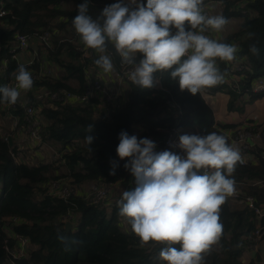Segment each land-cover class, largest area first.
<instances>
[{
  "label": "trees",
  "instance_id": "16d2710c",
  "mask_svg": "<svg viewBox=\"0 0 264 264\" xmlns=\"http://www.w3.org/2000/svg\"><path fill=\"white\" fill-rule=\"evenodd\" d=\"M1 1L9 13L0 17L6 23L3 27L6 30L0 36V86L15 80L18 65L24 64L7 53L14 45L15 33L30 35L28 51H35L37 56L31 63L24 64L27 70H36L39 60L45 59L52 65L53 73L34 81L30 91H22V98L37 108L42 124L41 139L60 156L51 160L48 153L43 161L25 162L12 156L15 148L11 150L9 141L3 139L0 131V264H10L5 247L16 243L15 238L9 236L10 232L28 240L23 255L13 258V264H167L159 258L164 244L141 245L132 228L124 227L125 217L119 214L118 204L109 208L94 204L82 195V189L86 184L114 183L121 176H128L130 170L124 165L129 158L122 160L116 152L122 130L138 139H151L157 143L156 151L159 152L170 150L164 145V139L177 122L178 127L194 129L196 135L212 132L223 135L229 145L231 139L226 130H234L237 124L216 123L203 94L181 91L178 79L171 77L172 69L154 73L151 88H142L126 80L118 103L99 97L86 102L36 99L38 89L64 88L82 94L88 72L103 71L95 64L99 54L94 52L82 58L74 40L76 31L72 19L77 15V6L84 0ZM137 1L147 3V0ZM116 2L118 0H88L89 14L96 18L105 6ZM122 2L130 8L135 7L125 0ZM216 13L228 22L233 18L242 19L236 29L216 39L236 45V58L231 62L217 60V65L225 80L242 62L245 68L239 84L242 91L250 95L245 100L225 82L205 91L210 94L226 91L230 95L227 109L243 112L247 103L264 96V91L253 93L250 90L252 80L264 75V0H222ZM175 31L173 28L172 33ZM45 32L50 36L47 44L40 39ZM249 33H254L253 38H249ZM253 43L260 50L258 56L249 51ZM109 54L118 74L122 67L129 66L121 63L111 45ZM9 114L23 122L22 105L0 102V116ZM89 125H92L90 132ZM260 126L264 127V120L255 128ZM86 136L94 138L89 145ZM248 146V152L255 159L236 166L232 178L241 195L236 199L228 197L221 206L219 216L223 233L220 241L205 254L203 264H260L258 254L248 262L241 260V255L253 242L249 236L256 224L253 208L245 202V197L252 196L256 204H264V147ZM36 147L41 151L45 148ZM61 170L64 173H60ZM113 171L114 175L110 174ZM56 179L68 182L71 190L66 197L48 193V184ZM133 179L136 184L135 177ZM255 181L260 184H253ZM67 214L73 216L70 220L73 226L69 230H65V222L60 220ZM9 217H17L18 221L8 224ZM59 237L66 239L62 242Z\"/></svg>",
  "mask_w": 264,
  "mask_h": 264
},
{
  "label": "clouds",
  "instance_id": "9594fccd",
  "mask_svg": "<svg viewBox=\"0 0 264 264\" xmlns=\"http://www.w3.org/2000/svg\"><path fill=\"white\" fill-rule=\"evenodd\" d=\"M130 3L135 7L118 0L93 18L88 0H84L72 19L83 44L99 54L95 64L104 72L114 69L109 54L111 45L121 63L132 66L131 82L142 88L153 87L154 73L169 69L171 77L178 79L180 90L192 95L224 82L217 60L233 61L238 48L204 33L209 29L223 31L227 18L206 15L204 0ZM253 36L249 33L250 39ZM249 51L258 56L260 50L253 43ZM15 80V87L0 86V102L15 104L21 90L28 92L34 84L24 64L18 65ZM91 130L89 125L88 131ZM118 138L117 155L122 160L129 158L124 167L136 182L133 190L122 193L119 214L127 218L141 245H165L159 258L167 264H203L205 254L223 233L219 213L235 192L232 175L237 164L243 162L239 148L215 132L180 135L175 146L183 150L184 156L170 150L157 152L154 141L138 139L124 130ZM85 139L89 145L94 138ZM110 174L114 175V171ZM59 239L63 242L66 238Z\"/></svg>",
  "mask_w": 264,
  "mask_h": 264
},
{
  "label": "built area",
  "instance_id": "2783aa9c",
  "mask_svg": "<svg viewBox=\"0 0 264 264\" xmlns=\"http://www.w3.org/2000/svg\"><path fill=\"white\" fill-rule=\"evenodd\" d=\"M128 4L130 3V0H125ZM222 3V0H205L204 1V13L208 16H211V8L213 6H216L218 8L219 4ZM133 5V4H131ZM243 4H241L242 6ZM9 11L4 7L3 1L0 0V17H3L7 15ZM6 23L3 20H0V29H2ZM211 29L207 30L204 35L211 37L210 34ZM14 45L8 49V52L12 58L18 59V55H23L27 52L28 47L31 43V37L28 34L16 32L14 36ZM41 41L43 43H49L50 36L48 32H45L40 37ZM74 40L78 43V50L81 53L82 58H88L94 54V50L87 48L80 38V36L77 34L74 36ZM81 41V42H80ZM36 52L33 53L32 58L29 60L24 61V64L31 63L33 58L36 57ZM243 61V59H242ZM245 68V65L241 62L235 66V70H231L229 72V76L225 78L224 82L225 84L232 90H235L237 93H239L245 100L249 98V93L247 91H242L240 88V79L242 77V70ZM132 66H124L120 69V80L121 85H111L103 79L104 73L102 71H98L95 73L88 72L87 78L88 82L84 89V92L82 94L78 92H71L64 88H58L55 90H44V89H38L35 91V97L36 99H48V100H54V101H63V102H86L87 100L99 97L101 99H105L106 101H110L113 103L121 102L122 94L126 88V80L129 79V73L132 71ZM33 77V80H39L43 76L51 75L53 73L52 65L49 64L45 59H40L38 68L36 70H28ZM234 71L238 72L236 74ZM104 83L106 85H104ZM17 84L16 80H13L9 83H7L8 87H15ZM109 84V85H108ZM164 90V89H161ZM250 90L253 93H259L264 91V75H260L255 77L250 86ZM22 91L21 95L16 102L17 104H20L23 106V119L26 125H23L22 127H17V117L15 115L9 114L11 121H12V128L8 132H2L3 139L9 141V144L14 145L13 147L15 150L11 151V154L13 157L19 158L21 153L26 152V149H34L37 145H40L42 147H45L47 150H49V156L51 160H55L60 155L59 153L42 141L41 137V119L38 115V110L33 105L27 104L23 98H22ZM204 99H206L207 95H210L209 92H206L203 90L202 92ZM8 115V116H9ZM2 117V116H0ZM251 116H248L244 118L245 124L239 125L237 121H235V124H237V127L234 130H226V133L229 135L231 139V146L237 147L240 150L243 162L240 164H244L250 160H254L255 157L248 152V144H258L256 140L264 137V127L260 126L255 128V126L258 123L261 122H254V120H251ZM216 122V121H215ZM217 123V122H216ZM178 122L172 127L171 131L164 139V145L168 147L172 152L177 153L181 156H184L185 153L180 148L176 147L175 145L179 142V136L184 134L179 127L177 126ZM15 129V130H14ZM13 138V140H12ZM21 141V142H20ZM252 141V142H250ZM262 147H264V143L258 144ZM13 149V148H12ZM157 150V143L155 151ZM32 153V152H31ZM34 153V151H33ZM263 162H264V154L262 156ZM130 171H128L127 177H121L117 182L114 183H93L89 185V188L87 190H84V194H82L85 198L90 199L92 203L101 205L102 207L109 208L112 204L116 203L118 204V201H120L122 197V193L124 191L133 190L136 187V184L134 183L133 174ZM260 184V181H255L253 184ZM113 189H118L119 192H116L117 195L114 198L115 200L110 202L109 201V195L111 194V191ZM48 193L56 194L61 197H66L70 192V187L68 185V182L66 180L62 179H56L53 180L50 184L47 186ZM241 195V190L239 187L235 185V192L233 195L229 196V198H239ZM245 202L248 204L250 208H253L255 218H256V224L254 229L250 233V238L252 239V243L248 246L247 250H256V247L264 238V204H256L255 199L252 196H246ZM72 214L64 215L60 220L62 222H67L72 219ZM127 219V218H126ZM8 224L12 221L15 223L18 221L17 217H9L7 218ZM126 228H131L130 223L126 222V225L124 226ZM8 230V229H6ZM9 236H12L15 238L16 243L10 247L6 245V250L8 252V258L10 261V264L12 263L13 258L21 257L23 255V252L25 250V246L28 243V240L24 236H19L18 234L9 233Z\"/></svg>",
  "mask_w": 264,
  "mask_h": 264
},
{
  "label": "crops",
  "instance_id": "0c3cea01",
  "mask_svg": "<svg viewBox=\"0 0 264 264\" xmlns=\"http://www.w3.org/2000/svg\"><path fill=\"white\" fill-rule=\"evenodd\" d=\"M24 54L19 56V60H21V62H24L27 60V57L24 56ZM102 73H104L103 79H105L107 83L111 85H117V86H120L122 84L119 74L117 73L115 68L113 69V71L107 72V73L104 72L103 70ZM229 98H230L229 93H227L226 91H219V92H216L215 94L207 95L206 99H204L206 103L208 104V106L211 108L216 122L235 123V121H237L239 125H244L245 124L244 118L248 116H251L252 117L251 120H254V122L256 123L264 120V96L255 99L251 103H247L245 105L243 112H238L235 110H232V111L228 110L227 104H228ZM136 129L138 131L139 127L136 126ZM179 129H181L182 132L183 131L185 132L188 130L187 128H183V127H179ZM256 142L258 144L264 143V137L256 140ZM42 149L44 151H41L40 149L38 150L37 147L34 148L33 156L35 157L36 161L37 159L47 158L49 150H47L46 148H42ZM25 156L27 157V155ZM121 177L124 178V176H121ZM88 188L89 186L83 188L82 191L84 192V189L87 190ZM116 195L117 193L114 190H112L111 194L109 195V201L110 202L114 201L115 200L114 198L116 197ZM262 243L259 241L255 252H253L252 250H245V252H243V254L241 255V260L243 262H248L250 259L255 257L256 254H258L260 256V264H264V256H262L260 252Z\"/></svg>",
  "mask_w": 264,
  "mask_h": 264
},
{
  "label": "rangeland",
  "instance_id": "374dc122",
  "mask_svg": "<svg viewBox=\"0 0 264 264\" xmlns=\"http://www.w3.org/2000/svg\"><path fill=\"white\" fill-rule=\"evenodd\" d=\"M213 15H217V13H216V6H213L211 8V16H213ZM241 20H242L241 18H233V19H230V21L225 25L223 31H221V32H216V31L211 30V37L210 38H212V39H218L222 34H225L227 31H230L232 29H236L238 27L239 23L241 22ZM34 52H29L27 50V53L24 54V56H26L27 57V60H29L30 58H32V55H33ZM19 56H21V54H19L17 56L18 59H19ZM19 61H21V60H19ZM104 85H106V84L104 83ZM23 125H26L25 122H24V119H23V122H19L18 119H17V127L20 128ZM11 128H12V121H11L10 115L9 116L6 115V116L0 117V131H2V132H8ZM187 129H188L187 131H185V132L183 131L184 134H196L194 129H192V128L191 129L190 128H187ZM135 132L138 133L137 132V129L135 130ZM13 146L14 145H11L10 144L11 150H12ZM25 151L26 152L21 153V155H20L19 158L22 159V160H24L25 162H29V163L35 162L36 160H35V157L33 156L34 149H26ZM25 155H27V157ZM41 160L43 161L44 159H41ZM59 172L60 173H64L63 170H61ZM89 185L90 184H86L84 187H87ZM126 222H127V219L124 218L123 219L124 226L126 225ZM260 242L261 243L263 242L262 243V246L260 248V252H261V255L264 256V239H262Z\"/></svg>",
  "mask_w": 264,
  "mask_h": 264
},
{
  "label": "water",
  "instance_id": "95a60500",
  "mask_svg": "<svg viewBox=\"0 0 264 264\" xmlns=\"http://www.w3.org/2000/svg\"><path fill=\"white\" fill-rule=\"evenodd\" d=\"M138 3H139V1H138ZM5 30H6L5 28L4 29H0V36L3 34V32ZM250 142H252V141H250ZM72 226H73V224L70 221H67L64 224L65 230H69L70 228H72ZM253 252H255V250H253Z\"/></svg>",
  "mask_w": 264,
  "mask_h": 264
},
{
  "label": "bare ground",
  "instance_id": "6f19581e",
  "mask_svg": "<svg viewBox=\"0 0 264 264\" xmlns=\"http://www.w3.org/2000/svg\"><path fill=\"white\" fill-rule=\"evenodd\" d=\"M2 137H3V135H2ZM131 174V173H130ZM115 192H119V190L118 189H113Z\"/></svg>",
  "mask_w": 264,
  "mask_h": 264
}]
</instances>
